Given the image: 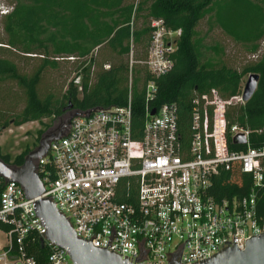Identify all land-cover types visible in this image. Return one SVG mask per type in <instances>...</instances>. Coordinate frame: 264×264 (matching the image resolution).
Listing matches in <instances>:
<instances>
[{
  "label": "built area",
  "instance_id": "built-area-1",
  "mask_svg": "<svg viewBox=\"0 0 264 264\" xmlns=\"http://www.w3.org/2000/svg\"><path fill=\"white\" fill-rule=\"evenodd\" d=\"M151 26L145 58L135 60L132 50L128 55L129 89L134 64L151 78L139 130L130 93L125 105L81 111L34 161V171L44 188L40 198L49 197L92 247L130 264H194L227 247L243 249L264 233V126L251 142L248 129L229 124L228 108L244 104L241 83L230 98L217 89L194 91L185 136L175 103L150 105L155 79L173 68L181 30H166L161 20ZM72 83L81 94L82 75ZM237 134L243 143L233 142ZM236 169L249 176L247 190L217 200L215 180ZM34 202L22 186L0 176V264H74L66 249L46 238Z\"/></svg>",
  "mask_w": 264,
  "mask_h": 264
},
{
  "label": "trees",
  "instance_id": "trees-1",
  "mask_svg": "<svg viewBox=\"0 0 264 264\" xmlns=\"http://www.w3.org/2000/svg\"><path fill=\"white\" fill-rule=\"evenodd\" d=\"M205 17L257 59L240 71L230 68L221 60L223 49L207 46L199 37L196 28ZM154 20H161L166 30H181V34L171 55L173 68L155 79L157 92L150 105L175 103L179 129L188 136L194 91L217 89L223 98H230L239 94L242 81L250 73H256L257 86L250 99L227 111L229 124L248 129L252 142L254 131L264 126V0H15L4 16L6 40L0 47L35 62L25 72L13 60L0 56V82L14 84L23 104L0 123V131L9 123L20 127L46 118L63 119L69 102L73 112L122 106L129 93L133 128L139 130L145 106L143 89L151 78L144 66L134 64L129 89L128 55L132 50L135 60L145 58ZM101 46L117 57L108 69L105 63L96 64L92 55ZM209 52L217 58L210 57ZM68 56L82 60L78 66L81 98L72 82L61 93L46 81L47 71L57 69L59 61ZM28 152L24 150L12 159L0 148V159L20 166ZM248 184L249 176L236 169L215 180L213 193L217 200L231 198L243 194Z\"/></svg>",
  "mask_w": 264,
  "mask_h": 264
},
{
  "label": "water",
  "instance_id": "water-1",
  "mask_svg": "<svg viewBox=\"0 0 264 264\" xmlns=\"http://www.w3.org/2000/svg\"><path fill=\"white\" fill-rule=\"evenodd\" d=\"M257 81L258 74L250 73L247 76L242 93L244 102L254 93ZM71 108L72 104L69 102L64 110ZM154 112L153 109L151 114ZM77 114L78 111L71 113L57 131L52 129L45 132L40 137L38 145L24 156L20 166L7 164L0 159V176L7 182L14 181L22 186L26 198L35 199L37 214L47 228L46 238L66 249L74 264H130L113 252L92 247L90 243L79 239L68 220L59 213L50 198H40L44 188L34 171V161L46 154L49 142L60 138L72 117ZM244 141L242 134H237L233 139L236 144ZM194 264H264V233L247 240L243 249H238L236 246L227 247L212 258Z\"/></svg>",
  "mask_w": 264,
  "mask_h": 264
},
{
  "label": "rangeland",
  "instance_id": "rangeland-1",
  "mask_svg": "<svg viewBox=\"0 0 264 264\" xmlns=\"http://www.w3.org/2000/svg\"><path fill=\"white\" fill-rule=\"evenodd\" d=\"M14 3L15 0H0V42H5L6 40V33L3 29L4 16L12 9ZM196 29L199 37L203 39L204 44L207 46L219 45L223 49L221 60L230 68L240 71L244 65L256 60L258 57L257 55L253 56L249 54L242 45L236 44L219 28L211 25L207 17L199 22ZM2 45L3 44L0 43V46ZM92 55L95 57L96 64H109L117 61V57L104 46L94 49ZM208 55L212 58H217L213 52H209ZM0 56L13 60L25 72H28L35 62V60H33L34 58L26 57L25 59L21 54L7 51V49L2 47H0ZM81 61V58H77L73 61H69L65 58L64 60H60L57 69H50L47 71V84L50 87L59 90L61 93H65L69 82H72L74 76L78 74L82 75L81 70H79L80 68L78 67ZM245 81L246 80L242 81L243 84ZM77 92V97L81 98L78 89ZM18 96L19 93L14 84L0 82V123L5 119L11 118L22 108L23 104ZM64 121V117L63 119L46 118L41 122H28L20 127H15L12 123H9L7 128L0 131L1 152L10 155L13 159L24 150H33L38 145L40 137L45 132L54 129L58 125H62ZM42 131L43 133H40Z\"/></svg>",
  "mask_w": 264,
  "mask_h": 264
},
{
  "label": "flooded vegetation",
  "instance_id": "flooded-vegetation-1",
  "mask_svg": "<svg viewBox=\"0 0 264 264\" xmlns=\"http://www.w3.org/2000/svg\"><path fill=\"white\" fill-rule=\"evenodd\" d=\"M72 113L71 109L69 110H65L64 111V118L66 119L70 114ZM61 125L56 126L54 129L57 131V129L60 127Z\"/></svg>",
  "mask_w": 264,
  "mask_h": 264
}]
</instances>
